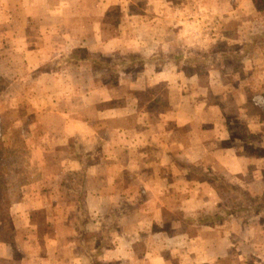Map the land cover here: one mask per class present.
<instances>
[{
  "label": "crops",
  "instance_id": "0c3cea01",
  "mask_svg": "<svg viewBox=\"0 0 264 264\" xmlns=\"http://www.w3.org/2000/svg\"><path fill=\"white\" fill-rule=\"evenodd\" d=\"M203 14L217 40L195 33ZM251 29L264 32V0H0V264H207L244 250L215 183L264 157L226 116L247 89L264 93ZM242 125L264 143L263 122ZM11 149L26 166L3 167Z\"/></svg>",
  "mask_w": 264,
  "mask_h": 264
},
{
  "label": "rangeland",
  "instance_id": "374dc122",
  "mask_svg": "<svg viewBox=\"0 0 264 264\" xmlns=\"http://www.w3.org/2000/svg\"><path fill=\"white\" fill-rule=\"evenodd\" d=\"M229 1L233 3V6L235 4H238L239 2V0H229ZM255 4L256 6L259 7L263 6L258 2H256ZM197 26L199 29L195 33H197L201 39H207V41H210V40H217V38L221 37V32H219L216 29L214 24L209 22V18L206 16V14H203L202 16L201 15L197 16ZM245 35L246 37L244 38V41H248L247 46L245 48V51L247 50L246 55L253 57V59L259 57L263 59L264 43L262 39L264 38V32L253 31L251 29L245 32ZM258 44H262V45H258ZM224 48H225L224 45L218 44L217 49H224ZM233 49L237 50L236 45L234 46ZM232 52L234 53V51ZM260 53H263V55L261 56ZM215 58L217 57L215 56ZM260 63L262 65L264 64V62H260ZM212 64L213 63L211 64L208 63V66L211 67ZM200 66L201 65H199V67H196V69L200 68L203 77L199 81L204 83L206 82V78H205L206 68L204 66L201 68ZM228 66H229V70H231V68L233 67L238 68L236 67L238 66L237 63L236 64L234 63L232 66L231 65ZM191 70H192L191 68L187 69V73L190 74ZM238 75L239 74H237L236 77ZM256 81L257 80H254V83H252V85L250 84L249 86L250 87L257 86L258 88L261 89V86L257 85ZM245 88L247 89L248 87ZM256 89H257L256 87L255 89H247V93H248L247 96L249 101L248 103L247 102L245 103L244 106L245 108L238 107L236 109H233L232 107H230L229 113H227L226 116L229 118L230 122L232 123L231 131L235 135V137L248 139V141L250 140V142L253 143V145H249L246 148L247 152L254 155L264 156V143L262 145L260 144L257 145V143H254V141H252V138L255 137V139H258V137L252 132L250 134L247 133L246 128L243 127L242 125V123H245L248 120H252V119L257 120L259 123L263 122V125L260 126V133H258V135H259V140L261 142H264V93L263 92L255 93L254 91ZM2 147L3 145L0 142V155H1ZM12 151L13 150L11 149V153L9 152L7 153V151L5 152L7 153L6 161L9 162V164L5 163L3 167L8 166L10 169H18L17 166L18 165L20 166V164L21 166H26L27 163L26 156L23 157V155H25L26 152L22 150V154L20 156H22L23 158L19 160L17 158L18 155L15 152L13 153ZM15 151H17V149H15ZM254 167H255V171H253L254 168L249 169L250 170L249 175L241 174L239 176L227 177V179L231 180L233 183L232 182L226 183L224 179L219 180V182L215 183L216 184L215 189L218 194V200L220 204H222L223 206L222 212H225L227 214H234V213L237 214L238 218H235L234 222L238 223V228L241 233L246 234L247 232V235H249V239H250L249 245L247 244V246L244 247V250H237L236 248L233 247V257L228 258L227 260L224 259L221 261L219 260L218 262L215 263L212 262L207 264H243L242 262H244L245 264V260H247L250 264H259V263L264 264V157L260 161L255 163ZM252 173L254 174L253 176L251 175ZM196 177L198 176L196 175ZM201 178H204V175H202ZM9 180L11 183L14 182L15 176L13 175L9 176ZM187 190H185L186 192L180 195V197L189 195L187 194ZM15 195L17 196V194H15V191L11 190L9 194L10 199L15 198ZM184 207L186 209L187 204L184 205ZM4 213L5 212H1V208H0V214L3 215ZM178 215H179V211H177V217L180 218V216ZM209 218L212 219V216L209 214L204 216V220H208ZM217 220L220 221L221 219H217ZM243 241L246 242V239H243ZM241 254L248 256L247 258H245V260H243ZM179 259H181L185 263H188V259L182 255L176 256L174 262H177Z\"/></svg>",
  "mask_w": 264,
  "mask_h": 264
}]
</instances>
